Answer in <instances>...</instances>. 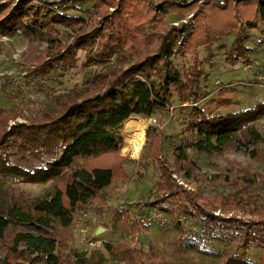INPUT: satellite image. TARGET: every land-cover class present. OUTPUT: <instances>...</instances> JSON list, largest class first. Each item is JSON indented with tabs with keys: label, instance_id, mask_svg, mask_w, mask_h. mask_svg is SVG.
Returning <instances> with one entry per match:
<instances>
[{
	"label": "trees",
	"instance_id": "1",
	"mask_svg": "<svg viewBox=\"0 0 264 264\" xmlns=\"http://www.w3.org/2000/svg\"><path fill=\"white\" fill-rule=\"evenodd\" d=\"M161 1L157 10L151 6L152 0H74L70 5L55 3L53 7L21 0L13 8H0L2 36L36 38L48 45L45 55L27 73L28 80L74 68L80 50L86 52V66L107 67L112 59L121 65L120 69L108 68L104 74L93 75L81 91L72 89L58 95L38 117H28L19 106L0 108V184H52L51 192L32 199L0 189L3 264H71L58 253L62 248L60 231L73 226L78 210L129 179L123 167L125 159L120 156L123 123L131 116L151 118L170 112L174 99L188 110L187 145L174 147L175 171L196 183V191L210 180L196 173L189 148L208 157L235 148L264 161L260 156L264 154L260 148L264 135L251 122L258 114L256 109L220 114L217 108L233 105L232 99L224 97L231 90H223L220 101H212L215 110H209L207 103L200 105L209 97L202 85L207 79L205 70L197 59L190 66H178L174 61L176 56L195 55L200 48H209L232 33L233 44L222 47L226 67L235 70L250 64L254 52L248 46L251 32L256 29L264 35V0H211L204 9L195 8L199 12L195 11L193 31L189 23L171 26L166 20L188 16L197 0ZM187 1L193 2L191 6L185 5ZM85 4H92L96 13L82 16L87 12L79 6ZM59 28L69 31L70 43H61ZM124 64L130 65L124 69ZM18 118L28 122L18 123ZM147 135L152 143L146 156L158 165L161 175L156 191L162 196L155 198V192L153 199L137 206L168 210L172 224L184 234L175 211L166 207L176 203L180 214L195 221L206 235L219 233L220 237L238 239V248L244 252L228 255L226 264H258L248 261L246 253L251 246L264 250V198L255 196L261 203L256 208L249 202V189L260 186L256 176L232 182L227 179L235 195H220L210 202L211 209H206L178 184L166 160H161L162 145L159 155L155 154L158 150L152 131ZM237 209L250 219L214 214L217 210L232 214ZM130 229L143 234L148 228L138 221ZM193 246L201 250L198 243ZM129 260V264H137L132 255Z\"/></svg>",
	"mask_w": 264,
	"mask_h": 264
},
{
	"label": "rangeland",
	"instance_id": "2",
	"mask_svg": "<svg viewBox=\"0 0 264 264\" xmlns=\"http://www.w3.org/2000/svg\"><path fill=\"white\" fill-rule=\"evenodd\" d=\"M21 0H0V8L11 5V8ZM40 3H48L50 6L67 2L70 5L74 0H37ZM114 1V0H113ZM211 0H197L191 14L183 18L169 16L167 24L189 23L192 30L195 8H203ZM229 1V0H228ZM161 3V0H152ZM193 2L187 1L186 6ZM37 4V3H36ZM6 5V6H5ZM87 13H81L87 18L89 13H96L92 4L79 6ZM109 11H113L110 8ZM199 12V11H198ZM196 11V13H198ZM77 14L78 12H71ZM80 15V14H79ZM193 15V17H191ZM179 26V25H178ZM61 43L69 42L68 30L59 28ZM251 42L248 46L254 49L250 64H242L235 70H230L225 65L223 46L229 47L234 42V35L220 39L209 48H200L195 55L188 54L183 57L176 56L175 63L178 66H190L197 59L201 68L205 70L207 79L203 81L205 91L209 97L200 105L207 103L209 110L216 108L212 101H220L223 90H231L225 94L233 105L230 108H217L222 115L237 113L239 111H256L258 114L252 118L259 131L264 135V88L261 87L260 75L264 74V35L254 29L251 32ZM186 49L187 46H186ZM48 50L46 42H40L36 38L17 36L4 37L0 34V108L21 107L28 117H38L52 106V100L58 95L67 94L72 89L79 91L89 86L93 75L120 69L121 65L112 59L107 67L86 66V52L80 50L76 58V66L58 74L51 73L44 78L28 80L27 73L32 69ZM130 65V64H129ZM128 64H124L126 69ZM260 109V110H259ZM188 110L181 107L177 99H174L170 112L159 113L151 118L131 116L120 128L123 137V146L120 156L125 159L123 167L129 179L120 181L110 187L87 208L78 210L73 226L59 233L61 258L71 264H129V256L132 255L135 263L144 264H226L228 255H241L243 250L238 248L236 237H220L219 233L213 236L206 235L196 222L190 217L180 214L177 205L167 203L166 207L175 211L174 215L184 227L181 234L173 224L170 212L158 208L139 207L142 201L162 196L157 190L160 178L158 165L147 160V151L152 142H149L148 131L153 133V142L156 143V155L162 145V153L159 157L166 160L173 177L178 184L192 192L200 205L211 209V203L220 195H235V189L229 185L231 182L249 175L256 176L260 186L249 189L251 195L249 202L251 208H256L260 201L255 196L264 198V161L259 158H251L244 152L230 148L220 156L208 157L198 154L189 148L190 158L197 165V174L207 177L209 185L195 190L196 183L187 181L180 173L176 172L174 147L187 145L186 128ZM18 123H27L24 118H18ZM141 150H138L136 141L142 140ZM152 139V138H151ZM136 144V148L134 147ZM264 149V144L260 145ZM264 151V150H261ZM264 157V154L262 155ZM241 184V181L239 182ZM0 189L13 192L14 195H22L25 199L40 198L52 190V184L28 185L15 184L10 181L0 184ZM153 192V193H152ZM150 194L152 195L149 198ZM211 202V203H210ZM250 203V204H251ZM247 211V210H246ZM249 211V210H248ZM225 212V214H224ZM232 214L217 210V216L230 217L234 215L244 220L250 216L237 209ZM141 221L148 229L143 234H134L130 229L134 222ZM194 243H198L199 249ZM248 261L251 263L264 262V250L257 246H251L247 250ZM5 252L0 251V264H3ZM129 260V261H128ZM132 262V261H131Z\"/></svg>",
	"mask_w": 264,
	"mask_h": 264
},
{
	"label": "built area",
	"instance_id": "3",
	"mask_svg": "<svg viewBox=\"0 0 264 264\" xmlns=\"http://www.w3.org/2000/svg\"><path fill=\"white\" fill-rule=\"evenodd\" d=\"M156 1V0H155ZM35 3H37L36 5H40L41 3L40 2H38L37 0H35ZM157 6H158V3H155V9L157 10L158 8H157ZM191 17H193V15H191ZM183 22H187V21H183ZM174 26H178L179 25V23H172ZM260 79L259 80H261V87L262 88H264V74L263 75H260V77H259Z\"/></svg>",
	"mask_w": 264,
	"mask_h": 264
},
{
	"label": "bare ground",
	"instance_id": "4",
	"mask_svg": "<svg viewBox=\"0 0 264 264\" xmlns=\"http://www.w3.org/2000/svg\"><path fill=\"white\" fill-rule=\"evenodd\" d=\"M144 140H145V138L142 139V140L140 139V140L136 141V144H137V146L139 147L138 150H141V147L143 146V145H142V141H144ZM136 144H135V146H134L135 148H136Z\"/></svg>",
	"mask_w": 264,
	"mask_h": 264
}]
</instances>
